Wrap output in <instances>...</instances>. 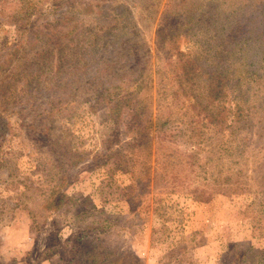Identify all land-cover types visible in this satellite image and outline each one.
I'll return each instance as SVG.
<instances>
[{
	"label": "rangeland",
	"instance_id": "rangeland-1",
	"mask_svg": "<svg viewBox=\"0 0 264 264\" xmlns=\"http://www.w3.org/2000/svg\"><path fill=\"white\" fill-rule=\"evenodd\" d=\"M0 264H264V0H0Z\"/></svg>",
	"mask_w": 264,
	"mask_h": 264
}]
</instances>
